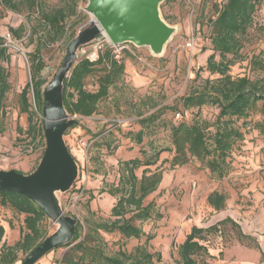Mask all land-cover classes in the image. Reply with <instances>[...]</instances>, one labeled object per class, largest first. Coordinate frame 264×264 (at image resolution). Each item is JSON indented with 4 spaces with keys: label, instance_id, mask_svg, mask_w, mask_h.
<instances>
[{
    "label": "rangeland",
    "instance_id": "374dc122",
    "mask_svg": "<svg viewBox=\"0 0 264 264\" xmlns=\"http://www.w3.org/2000/svg\"><path fill=\"white\" fill-rule=\"evenodd\" d=\"M39 1L46 8L69 7L76 2L77 10L67 20L65 35L57 40H52L54 33L43 23L37 9L6 10L0 20V35H12L7 46L10 59L3 62L11 89L4 108L0 110V168L17 169L23 173H31L37 168L46 146L45 134L43 139L38 132L41 117L34 113L36 106L32 92L29 93V103L30 111L34 113L35 132L30 130L29 113L22 111L21 92L31 80L28 53L40 48L45 62L41 76L47 85L54 79L75 36L96 20L86 10L88 0ZM224 1L165 0L161 4V14L167 23L176 27V31L159 56L154 55L148 46H136L130 42L114 45L107 35L78 48L76 60L85 56L96 59L98 51L106 43L110 44L119 57L124 58L126 75L112 88L97 113L87 118L77 117L79 126L70 127L65 132V141L78 164V177L71 189L57 193L66 215L81 223H85L87 217L98 222L114 220L111 210L117 197L110 195L107 189L118 183L120 161L142 158L145 156L143 152L150 155L161 148L172 147V123L183 119L191 121L196 115L215 120L218 109L211 105L179 112L167 110L164 115L167 125H158L154 133L145 136L142 144L123 135V132L141 128L140 117L159 107L174 105L201 78L218 76L201 70V67H206L207 59L213 53L208 39V19L215 14V5H222ZM19 27H23L24 32L20 37H14L12 29ZM261 53H264V2L256 13L255 25L250 29L240 56L234 58L232 75L264 78V71L251 63ZM87 87L95 89L92 78L88 79ZM261 107L259 103L246 125L242 126V120L238 123L245 138L231 152L228 172L223 179H218L197 160L172 169L169 162L162 161L171 159L174 152H162L159 162L151 168L162 170L163 180L144 200V204L153 203L161 216L136 222L153 238L148 241L147 236L126 239L118 232H102L107 252L114 254L120 249L131 252L137 246H146L154 254V264H176L178 245L193 225L207 227L231 217L253 239L240 238L238 231L230 225L222 233L209 235L207 243L211 257L207 264H264V132L255 126V123L264 121ZM83 141L87 146L82 144ZM109 142L111 147L107 146ZM142 170L143 167L137 170L139 176ZM215 190L228 196L227 207L220 212L214 211L207 201L208 195ZM9 220H12V226ZM23 220L24 214L0 206V224L5 227L0 251L4 243L14 246L20 239ZM57 228L51 218L45 222L47 236ZM65 251L63 247L56 248L36 264H62L60 261ZM28 254L20 250L15 264H22Z\"/></svg>",
    "mask_w": 264,
    "mask_h": 264
},
{
    "label": "trees",
    "instance_id": "16d2710c",
    "mask_svg": "<svg viewBox=\"0 0 264 264\" xmlns=\"http://www.w3.org/2000/svg\"><path fill=\"white\" fill-rule=\"evenodd\" d=\"M263 2L264 0H225L222 5H215V14L208 19V39L213 53L208 57L206 67H201V70L205 69L218 76L201 78L174 105L159 107L149 115L140 117L138 123L141 128L138 131L123 132V135L135 140L137 144H142L145 136L154 133L158 125H167L164 117L167 110L179 112L211 105L218 109L215 120L210 121L196 115L191 121L183 119L172 123V147L161 148L150 155L143 152L145 156L142 158L120 161L118 183L107 189L110 195L117 197L111 210L115 219L98 222L87 217L85 223L77 220L72 241L58 247L66 249L60 261L62 264H154V254L146 246H137L131 252L120 249L117 253H108L102 232H118L126 239L147 236L148 241L153 238L136 222L149 220L155 215L161 216L153 203L144 204V200L158 189L163 180V171L158 167L151 168L159 162L162 152H174L171 159L162 161L169 162L172 169L197 160L218 179L226 176L228 158L237 144L245 138L242 126L248 123V118L258 109L259 103L262 104L261 112L264 115V78L251 79L246 75L234 76L231 73L234 58L240 56L250 29L255 25L256 13ZM72 4L69 7L46 8L39 0H0V20L6 10L18 12L24 8L37 9L43 23L54 33L52 40H57L65 35L68 18L76 14V2ZM23 32L24 28L19 27L12 29L11 33L14 37H20ZM117 55L114 48L106 43L98 51L96 59L85 56L75 61L64 79L63 92L64 105L71 116L77 115L81 119L93 116L99 110L100 104L109 98L112 88L124 80L126 65L124 58ZM28 58L31 80L21 92L22 111L29 113L30 130L34 132L37 130L34 113L40 115L41 125L38 132L44 139L42 107L46 80L41 73L45 62L38 47L28 53ZM9 59L8 47L0 35V110L4 108L11 89L9 74L3 65ZM251 63L255 68L264 71V53L254 57ZM90 78L95 85L92 90L87 87ZM198 78L200 79L199 76ZM30 92L33 93L37 107L34 113L30 111ZM241 120L242 126L238 125ZM78 126L79 123L72 128ZM255 126L264 132V121L255 123ZM107 146L111 147V142ZM141 167L143 170L139 176L137 170ZM227 200V194L217 190L207 197L209 205L216 212L226 209ZM0 206L10 208L16 214H24L20 239L14 246L4 243L3 250L0 251V264H15L20 250L30 253L47 236L45 222L50 217L31 198L19 193L0 191ZM9 223L12 226V220ZM228 225L238 231L240 238L253 239L231 217L207 227L193 225L183 242L178 245L179 259L176 264H207V259L211 257L208 236L222 233ZM4 234L5 227L0 224V241ZM257 247L259 248L258 243ZM158 258L160 259V254Z\"/></svg>",
    "mask_w": 264,
    "mask_h": 264
},
{
    "label": "water",
    "instance_id": "95a60500",
    "mask_svg": "<svg viewBox=\"0 0 264 264\" xmlns=\"http://www.w3.org/2000/svg\"><path fill=\"white\" fill-rule=\"evenodd\" d=\"M164 1L88 0L86 10L96 20L75 36L54 79L43 89L46 146L37 168L31 173L0 168V191L31 198L58 225L22 264H36L50 251L72 241L75 234L77 219L64 213L57 193L69 191L78 177L77 161L64 138L67 129L77 124L78 119L67 112L63 99L64 79L77 59L78 48L107 35L115 45L130 42L150 47L154 55L163 54L176 31L161 14Z\"/></svg>",
    "mask_w": 264,
    "mask_h": 264
},
{
    "label": "built area",
    "instance_id": "2783aa9c",
    "mask_svg": "<svg viewBox=\"0 0 264 264\" xmlns=\"http://www.w3.org/2000/svg\"><path fill=\"white\" fill-rule=\"evenodd\" d=\"M3 38H4V40H5V45H6V46H9L8 41H11V40H12V35L9 33L7 36H5V37H3ZM114 45H115V44H114ZM117 57H119V55H117ZM32 94H33V93H32ZM35 106H36V104H35ZM36 110H37V107H36ZM73 117H74V118H77L78 116H77V115H74ZM82 144H83L84 146H87V143H86L85 141H83Z\"/></svg>",
    "mask_w": 264,
    "mask_h": 264
},
{
    "label": "bare ground",
    "instance_id": "6f19581e",
    "mask_svg": "<svg viewBox=\"0 0 264 264\" xmlns=\"http://www.w3.org/2000/svg\"><path fill=\"white\" fill-rule=\"evenodd\" d=\"M109 38V37H108Z\"/></svg>",
    "mask_w": 264,
    "mask_h": 264
}]
</instances>
